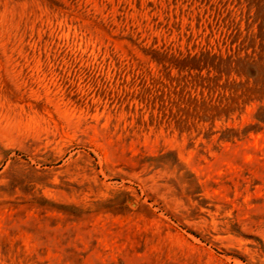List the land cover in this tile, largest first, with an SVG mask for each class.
<instances>
[{
  "label": "rangeland",
  "instance_id": "rangeland-1",
  "mask_svg": "<svg viewBox=\"0 0 264 264\" xmlns=\"http://www.w3.org/2000/svg\"><path fill=\"white\" fill-rule=\"evenodd\" d=\"M258 34L264 81V0H0V264H264V82L194 61Z\"/></svg>",
  "mask_w": 264,
  "mask_h": 264
},
{
  "label": "trees",
  "instance_id": "trees-1",
  "mask_svg": "<svg viewBox=\"0 0 264 264\" xmlns=\"http://www.w3.org/2000/svg\"><path fill=\"white\" fill-rule=\"evenodd\" d=\"M255 39H258L256 45ZM255 39L250 40L245 46L243 44L244 42H242V44L237 46L235 52L225 57L220 54L211 55L205 52L198 58H194V61L202 63L203 66L205 64L215 68L219 75H222L224 72L228 74L234 71L239 76H243L246 80L243 83H235V81L226 82V86H223V88L230 91V96H220L215 99L217 103V105L214 106V111L217 112L216 115L220 112H229L230 106L232 104H238L239 101L245 103L252 100H259V83L262 85V82H264L259 81V34L255 36ZM249 49L251 51L248 53ZM245 50L246 53L243 56H239V54ZM206 87L208 88L209 86ZM254 119L257 120L258 123L264 122V107H258L254 114Z\"/></svg>",
  "mask_w": 264,
  "mask_h": 264
}]
</instances>
